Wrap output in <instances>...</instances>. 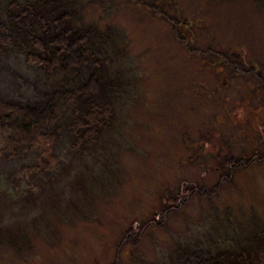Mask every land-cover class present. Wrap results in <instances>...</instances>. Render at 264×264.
I'll use <instances>...</instances> for the list:
<instances>
[{
  "label": "rangeland",
  "instance_id": "rangeland-1",
  "mask_svg": "<svg viewBox=\"0 0 264 264\" xmlns=\"http://www.w3.org/2000/svg\"><path fill=\"white\" fill-rule=\"evenodd\" d=\"M257 1L100 0L84 7L88 22L117 32L106 57L120 92L115 123L101 149L83 159L64 128L51 156H0V226L7 229L0 264H167L177 246H210L216 229L239 232L241 240L264 226V161L224 165L229 156L237 163L264 158L258 135L247 137L258 125L222 119L227 113L210 108L201 87L212 84L214 51L264 56ZM42 79L24 52L0 58V96L31 101Z\"/></svg>",
  "mask_w": 264,
  "mask_h": 264
},
{
  "label": "trees",
  "instance_id": "trees-1",
  "mask_svg": "<svg viewBox=\"0 0 264 264\" xmlns=\"http://www.w3.org/2000/svg\"><path fill=\"white\" fill-rule=\"evenodd\" d=\"M98 1L5 0L0 5V58L24 52L26 64L43 72L44 86L31 101L0 96V156L5 160L30 150L51 156L64 129L80 159L101 149L115 123L120 92L106 64L116 29L85 19L84 7ZM257 4L264 9V0ZM5 232L0 226V238ZM214 232L221 242L211 236L210 246L200 241L177 246L167 264H264L261 223L241 240L239 232L234 237L226 229Z\"/></svg>",
  "mask_w": 264,
  "mask_h": 264
},
{
  "label": "flooded vegetation",
  "instance_id": "flooded-vegetation-1",
  "mask_svg": "<svg viewBox=\"0 0 264 264\" xmlns=\"http://www.w3.org/2000/svg\"><path fill=\"white\" fill-rule=\"evenodd\" d=\"M214 54L218 55L214 57V64L211 65L214 67H209L207 70L209 81L212 84L201 85L204 91L202 97L207 98L205 101L208 102L210 108L223 109L224 114L227 113V115L222 116V119L229 122L239 120L238 123L241 125L251 124L250 118H253L258 128L247 137L254 140L253 136L258 135V142L264 149V56L255 55L254 58H248L246 52H240L238 56L233 53V57L223 55L219 51H214ZM199 56L200 53H197V57ZM238 78L240 81L234 83V80ZM193 94H197V90H194ZM232 107L234 108L230 109ZM238 109L240 115L237 114ZM240 133H247L244 126L240 127ZM233 135H235L233 131L229 133V136L236 142ZM216 136L221 139L228 137L222 131H216ZM230 155L232 156V153ZM229 158L231 157L225 159L224 165H229L230 169H234V167L247 168L255 162L264 161V158L260 159L258 154L251 158L245 156L238 163L233 158L231 160ZM245 158H250V160L245 163ZM217 167L218 171L221 170V167Z\"/></svg>",
  "mask_w": 264,
  "mask_h": 264
}]
</instances>
